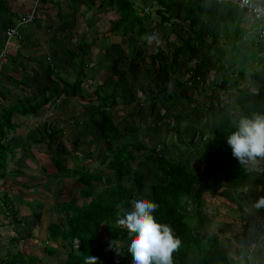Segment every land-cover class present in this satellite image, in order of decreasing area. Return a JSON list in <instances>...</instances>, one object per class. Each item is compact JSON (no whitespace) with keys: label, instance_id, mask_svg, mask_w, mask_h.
<instances>
[{"label":"trees","instance_id":"16d2710c","mask_svg":"<svg viewBox=\"0 0 264 264\" xmlns=\"http://www.w3.org/2000/svg\"><path fill=\"white\" fill-rule=\"evenodd\" d=\"M109 1L117 4L120 13L122 10L126 14L123 16L125 27L122 31L125 34L132 31L135 25L127 18L135 6L133 2L130 0ZM152 1L154 4L152 11L159 17L158 21L170 24L172 32L176 36L174 41L167 40L165 37L168 48L156 54L157 57H164L165 66L174 68L173 70L177 69L174 80L176 88H184L181 76H186L188 83L197 82L200 76L203 79L208 72L203 71L202 66L208 62L206 68L219 77V86L216 85L215 89L218 91L225 89L229 80L233 79L236 84L235 97L222 103H219L220 101L216 98V102L213 100L210 103L212 126L207 128V132L210 133L208 138H200L207 135V132L203 134L198 130H195L191 135L190 144L198 140L199 144L203 143L204 145V149L201 151L204 165L200 171L187 169L182 163L170 159L167 148L163 150V153H159L156 150V145L149 149L150 153H147L144 159L137 163V166H134L135 153L147 149V145L143 141L137 140L134 143L127 142L121 145L111 144L108 149L113 151L112 156L105 157L109 159L103 157L100 161L107 168H99L100 171L92 174L83 172L77 178L83 185L79 191L84 200L83 204L79 203L75 196H71L67 201V207L58 205V208L65 212L64 222L58 219L57 222H52L49 225L46 241L56 246L60 238V245L66 249V256L59 264H84V258L89 255L99 258L97 264H131L130 253L116 255L111 252V247L116 241L128 237L127 229L117 223L120 209L129 206L130 201L136 198L134 189L127 185L125 180H132L135 183L137 193L143 192L146 183L142 166L147 165L151 160L155 164L153 167L157 169V172L154 173L155 181L149 183V187H151L149 200L158 205L153 214L157 221L170 225L174 235L181 241L179 248L172 254V264H231L229 250L220 242L218 235L204 232L203 223L197 220L198 217L197 219L193 217L194 215L185 204L186 201L192 199L195 200L194 206L200 208V198L204 191L217 193V190L223 186H227V188L225 192L221 193L229 197L231 188L238 186L248 177L249 165H242L233 158L226 138L235 130L236 123L241 116H251L254 113L264 114V38L256 41L259 29L252 18L246 19L244 11L228 1L221 3H218L217 0ZM1 5H3L2 0H0ZM1 10L3 7L0 8ZM19 27L21 26L16 27L17 34L9 40L15 36L22 39L18 32ZM144 32L140 28L137 29L139 34ZM6 37L8 39L7 35ZM170 54L171 58H169ZM249 61H257V63L253 62L251 65ZM179 67L181 69H178ZM247 71L249 72L247 73ZM45 72L47 84L44 85L42 97L34 101L32 98L27 99L26 105L22 102L20 107H11L13 110L10 109L8 114L4 115L6 117L4 120L8 121L11 130L13 127L11 117L15 110L28 114L35 113L48 101L60 95L65 83H68L70 95L78 94L81 80L77 79L78 81L70 83L61 78L53 80L56 72L51 68ZM248 76L250 83L256 87L255 91L250 90L249 85L247 87L241 85ZM168 77L170 76L167 75L165 79L166 85L170 80H167ZM160 90L159 88L158 91L154 89L153 92L155 107H157L156 100L160 98ZM169 98L172 96L165 95L161 99L166 101ZM186 99L191 101L188 96ZM92 110L90 116L93 121H89V124L92 122L93 127L99 129L101 134L106 135L111 132L115 139L121 136L120 131L113 128L109 115L104 110H100L98 107ZM234 111L237 112L235 117H233ZM95 114L97 115L95 116ZM97 116L99 120L95 119ZM50 128L52 133H49V137L56 132L53 126ZM2 136L4 140L5 133L1 135L0 131V138ZM79 141L80 139L77 140V143ZM13 142L14 139H11L10 143ZM2 143L0 140V168H5L9 158L6 151L11 150V145ZM27 147L28 145H25L24 149L28 150ZM2 153L5 156H2ZM6 157L8 158L6 159ZM26 163L28 164V162L20 161V167L13 170V174L28 168L25 166ZM54 165L57 171H60L58 174L63 178L76 176L66 166L56 163ZM45 169L43 167L41 175L43 177L48 174ZM92 179L97 180L95 186L87 185L86 181ZM32 184L39 185V182L33 180ZM249 193L255 192L250 189ZM35 215L39 217V214ZM243 219L246 222L242 226L243 230L248 228V222H254L248 216ZM103 227L109 231L107 240L102 237ZM261 228L258 227L256 236L260 235ZM242 233V237L238 240L240 247L252 239L249 234L247 235L244 231ZM12 240L16 239L13 237ZM74 240L77 241V250L71 247ZM66 244L71 247L69 250H67ZM44 248L49 254L54 253L53 251L56 249L48 245H45ZM243 251L242 248H239L236 253L242 255ZM241 260L238 258L234 260L233 264H244ZM27 261L30 264H36L40 258L28 255Z\"/></svg>","mask_w":264,"mask_h":264},{"label":"crops","instance_id":"0c3cea01","mask_svg":"<svg viewBox=\"0 0 264 264\" xmlns=\"http://www.w3.org/2000/svg\"><path fill=\"white\" fill-rule=\"evenodd\" d=\"M130 1L134 5L140 4L145 13L148 12L147 9L153 8L152 0ZM255 1L264 4V0ZM2 3L3 5L0 6V8L3 7L0 11V54L4 52V55L0 59V125L8 130L5 139L3 140V136L0 138L2 142L10 143L13 135L20 137V133L10 132L4 115L6 116L10 109L13 110L11 107H20L26 103L27 99L32 98L34 101L37 100L35 98L42 97L44 85L47 84L45 71L48 68L56 72L53 80L61 78L69 83L81 80L78 94L70 95L68 83H65L58 97L54 98L47 107L39 108L44 115H50L52 121L49 123H52L53 128H63L65 123L70 125L67 128L71 130L81 125H89L88 122L93 121L90 116L91 111L98 107L109 115L113 128L121 133L117 139L113 138L114 135L111 132L106 135L101 134L102 138L100 136L99 138L103 146L105 143L106 147H109L116 142L121 145L141 140L146 145L163 147V150L169 149L170 155L181 153V150L185 152L191 146L190 138L195 130L203 132L201 119L204 118L207 121L206 126H202L205 127L206 132L209 129L208 123L211 121L209 110L200 101L192 102L196 98L193 94L195 89H192L198 85L200 87L205 85L209 81L207 76L205 81L201 80L202 83H198L199 79L195 83H188L186 76H181L184 88H176L174 80L177 69L168 67L170 77L167 80H170L167 85V81L164 80L167 75L164 76L160 72L161 80L156 74L155 66L160 68V60L164 58L156 56L159 51L151 55V48L161 45L158 50L167 49L165 37L170 41L175 40L176 36L170 24L160 23L157 17L152 16L149 31L130 39L129 36L132 35L122 33L119 28H116L119 30L116 31L110 24L120 13L116 3H111L109 0H41L33 21L18 28L22 39L15 36L9 40L6 37L8 28L15 26L19 18L31 10L34 0H2ZM244 13L246 19H251L248 12ZM153 33L158 38H162V44L160 40L153 41L151 45L147 41H142L146 35H153ZM169 58H171L170 55ZM158 88L161 89V93L155 107V99L152 96L154 89L158 91ZM199 89L201 93L202 88ZM217 91L210 90V95L212 94L214 98L213 94L218 93ZM164 94L172 98L163 101L161 98L165 97ZM187 96L191 98V101L186 99ZM39 109L36 110V114L40 113ZM20 121H22L21 117L18 118V122ZM64 129L66 130L65 127ZM17 138L14 139L13 146L20 145ZM21 139L28 140L26 145L31 147L32 154L39 151L35 148L36 138ZM146 151L149 149L135 153L134 166L144 159L147 155ZM2 156H5L4 153ZM21 156L18 155L16 158L18 167L22 161ZM9 160L8 158L7 169H9ZM4 169L0 168V264L19 263L13 256L18 250L16 245L10 243L12 247L7 246V243L12 242L11 231L4 228L10 224L7 223L4 215L10 212V209H16L17 212L19 210L16 201L10 199V195L13 197V194L9 192L11 179L6 176L9 170ZM245 185L254 190L255 193L248 195L252 199L255 200L258 194L261 197L264 196V160L259 161L255 169L250 168ZM260 185L261 188H259ZM221 188L226 190L227 186ZM219 189L217 193L221 195L223 191ZM226 198L232 203L236 199L230 194ZM19 216L23 215L19 213ZM209 217L212 219L210 221H213V217ZM17 219L24 224L23 217H17ZM263 219L261 227H264ZM257 230L250 233L254 238L251 242L254 244L252 248L254 256L264 251L258 248L261 243L264 245V240L260 235L256 236ZM24 238L28 239V243L37 240L32 235H25ZM27 245H24L23 250L28 255L37 256L27 251ZM21 264L30 263L23 260Z\"/></svg>","mask_w":264,"mask_h":264},{"label":"rangeland","instance_id":"374dc122","mask_svg":"<svg viewBox=\"0 0 264 264\" xmlns=\"http://www.w3.org/2000/svg\"><path fill=\"white\" fill-rule=\"evenodd\" d=\"M38 4L39 3L33 4L31 10L28 12H32L33 17L36 16V9ZM152 7L154 8V4ZM151 9H147L148 12L146 11L147 13H145L140 4H136L133 7V10L129 12L127 20L135 25L134 29L127 33V35H132L129 36L130 39H134L136 35H140L139 33H137V29L139 28L146 32L149 31V25L151 23L152 16L157 17V19L159 20V17L156 16V14ZM124 14L125 13H123V11L121 10V13H119L116 17V20L114 22H110L111 26L115 28L116 31H119L118 29H116L118 27L122 33V29L125 27V25L123 24ZM158 40H160L162 44V38L159 37ZM142 41L146 42L145 39H142ZM139 42H141L140 39ZM160 47L161 45H157V47L153 49L151 48V55L156 51H161L158 50L160 49ZM164 62L165 59H161V67L157 68L155 66L156 74L161 80L162 77H159L160 72L164 76L169 74L168 66H164ZM253 62L257 63V61H249L251 65H253ZM207 64L209 63L205 62L203 64L204 66H202V70L208 72L206 76L209 81H207V83L205 85H202L201 87L198 85V89L197 87H194L192 89H195L193 94L194 97H196L194 98V101L192 100V102L195 103L196 101H200L202 105L207 107L209 112H211V108H209L211 100H214V102L218 100L220 101L219 103H222L234 98L236 94V84L234 83L233 79L229 80L230 82L226 86V88L217 91L219 94L214 93L213 96L215 97L213 98L212 94L210 95V90L215 89L216 85L219 86V77L216 76L213 71H210L206 68ZM178 69L181 68L179 67ZM248 72L249 71H247V73ZM199 80L200 81L198 83H202L201 80H205V77H203L202 79V76H200ZM241 85L246 87L249 85L248 88L250 90H256V87L252 83H250L249 76L242 81ZM199 88H202L201 93ZM205 97L206 99H204ZM36 99L39 100V98ZM53 99L48 101V103H46L44 106L47 107ZM24 104L26 105L27 103ZM38 111L40 113L37 114V111H35V113L33 114L14 111L12 113L11 118L15 121H11L13 122V127L12 130L10 128V132L20 133L19 136L23 139L29 138L30 140V137L36 138L37 143L35 145V148L39 151H36L34 154H31V147L29 145L27 147L28 150H23L28 140H22L20 137L17 136V138L15 135H13V139L17 138L20 145L13 146L9 142L2 143L3 145H11V150L6 151V154L9 156V159L10 157H12V159L8 163L9 169H7L6 166L4 170H9L8 175L6 176H9L11 179V186H9V192L10 194H13V197L12 195H10V199L16 201L17 209H19L18 212L23 215L19 216V213L16 209H10V212L4 215L5 220H7V223H10L4 228H7L9 231H11V236L16 239L12 240L13 237H11L12 242L7 243V246L12 247L10 243H14V245H16V247L18 248V254L16 255V252L15 254H13V256H15L19 263L9 264H21L23 260L25 261L28 259V253L23 250L25 244H28L26 247H28L27 251L30 254H35L40 258V261L36 264H59L62 261V259L66 256V249L60 245L61 239H58L56 246L46 241V232H48L49 225L52 222H57L58 219H61V222H64V218L66 217L65 212H62V210L58 208V205H61L62 207H67V201L71 198V196H75L78 199L79 203L83 204L84 200L79 194V191L82 189L83 185L81 180H77V178L83 172L92 174L97 171H100L99 168H107L100 162L101 158H105L106 156H112L113 152L110 149H107L108 146L106 147V143L104 144L105 146H103V143L100 142L102 138L101 132L99 129L93 127V125L91 124L92 122H90L91 125H81V127H75L72 130L70 128H67L70 127V125L65 123L64 127L66 128V130L64 129V127H60L58 129L54 128L56 132L53 133L51 137H49V133H52V130L50 128V126H52V123L49 122H51L52 119H50V115H44L40 111V109ZM96 115L97 114H95V116ZM235 116H237V112L234 111L233 117ZM20 117L22 121L18 122V118ZM95 119L98 120V116ZM206 122L207 121L204 118L200 120L202 126H206ZM111 123H113L112 120ZM208 124L211 125V121ZM202 126L201 128L204 132L203 134H206L205 127ZM0 131L1 135H3L4 133L5 136L8 135L7 128H4L1 125ZM10 135H12V133H10ZM209 135L210 133L208 131L207 135L200 138L205 139L208 138ZM99 136L101 138H99ZM78 139H80V141L77 143ZM196 142L197 143L190 144L191 146L188 147L185 152H182L181 150V153H171L170 155V152L168 150V155L171 157V159H174L175 162L182 163L187 169L200 171V169L204 165L201 159V151L204 149V145L203 143L199 144L198 140ZM46 144H48V146H46ZM112 145L118 144L116 142ZM146 148L152 149L153 145H147ZM156 150H159V153H163V147H157ZM146 153H150V151H146ZM18 155H22L20 158L22 162L28 161V164L26 163L25 165L28 168H21V172H16L15 174H13V170L18 167V159H16ZM154 161L156 162V160ZM53 162L62 166H66L69 170L74 172L76 176H71L66 179L63 178L61 175L58 174L60 171H57ZM154 165L155 164L151 160L147 163V165L142 166V168L144 169V181L146 183V187H144L143 192L137 193L135 191V183L132 180H125V183L134 189L133 191L136 194V198L143 196L144 198L149 199V192L151 189V187H149V183L155 181L154 173L157 172V169L153 167ZM43 167H45V170H47L48 172V174L46 173L47 175H44V177L41 176L43 174ZM250 168L251 166L249 165V172ZM255 178H257L256 174ZM33 180L38 181L39 185L32 184ZM96 182V179H92L90 181H86V184L95 186ZM245 184L246 180L242 181L241 184H239L238 186L232 187L233 190L230 192V195L236 198L233 203L225 196H222V193L220 195V193L204 192L200 198V208H196L194 206L195 200L192 199L186 201L185 206H187V209L194 215L193 217L195 219H197L198 217L199 219L197 220H199L200 223H203V226L205 228L204 232L208 234L215 233L218 235L220 242L225 246L227 250H229L231 264H233V262L235 263L234 260L238 258L242 259L243 261H241L244 264H247V262L248 264H264V251L259 252L258 255H253L252 248L254 244L251 242L252 240H254V238L252 237V235H250V233L252 234L256 229H258V227L261 228V220L263 219L264 209H256L254 207L255 202L261 196L260 194H258L255 200L252 199V197L250 198L252 200L247 198L249 195L250 188H248V186ZM261 187L262 186L260 185L259 188ZM244 189H247V191H245ZM219 190L225 192V190H223L222 188ZM124 208L131 209V204ZM220 210L223 212H221ZM34 214H39V217H37L36 215L34 216ZM209 216L213 217V221H210L212 219ZM246 216L251 217L254 222H248V228L243 230L242 226L246 223L243 217ZM17 217H23L25 219V222L23 221L24 224L19 222L20 219H17ZM257 223H259V225H257ZM102 230V237L107 240V238H109V231L104 227ZM243 231L247 235L249 234L252 239H250V243L243 244L240 247V242L238 240L240 239V237H242ZM260 232V237L262 238V240H264V227L260 229ZM25 235H32L36 237L37 240L34 242L29 241L28 243V239L24 238ZM129 243L130 241L128 237L118 240L115 242L113 247H111V252L116 255L121 253L127 254V248ZM45 245L55 247L56 249H54V253L49 254V252H47L44 248ZM66 246L67 250H69L71 247L76 250L78 248L76 240L73 241V245L71 247L68 244H66ZM257 246L258 244L256 245V247ZM239 248H242L244 250L242 255H238L236 253V250H238ZM258 248L260 250H263L264 245H262L261 243ZM7 257H9V255H7Z\"/></svg>","mask_w":264,"mask_h":264},{"label":"clouds","instance_id":"9594fccd","mask_svg":"<svg viewBox=\"0 0 264 264\" xmlns=\"http://www.w3.org/2000/svg\"><path fill=\"white\" fill-rule=\"evenodd\" d=\"M247 2L244 0V3ZM143 39L149 45L153 41L158 42L154 34L146 35ZM226 141L238 163L255 169L258 162L264 160V114L241 116ZM130 203L131 209H120L117 223L127 229L130 241L127 251L131 254V264H172V254L179 248L181 241L174 235L170 225L155 218L153 213L158 205L143 196ZM254 207L264 208V196L255 202ZM98 260V257L89 255L84 258V264H97Z\"/></svg>","mask_w":264,"mask_h":264},{"label":"built area","instance_id":"2783aa9c","mask_svg":"<svg viewBox=\"0 0 264 264\" xmlns=\"http://www.w3.org/2000/svg\"><path fill=\"white\" fill-rule=\"evenodd\" d=\"M40 0H34V4H37ZM223 1H228L236 5L240 10L246 11L251 15L252 20L259 29L258 36L256 40L264 38V4L258 3L255 0H248L247 3H244V0H217L218 3ZM34 19L33 13H28L22 15L15 26H10L7 30L8 39L17 34L16 27L22 26L28 22H32ZM4 55V52H1L0 59ZM259 225V224H257Z\"/></svg>","mask_w":264,"mask_h":264}]
</instances>
